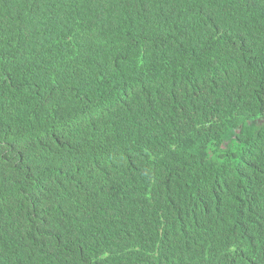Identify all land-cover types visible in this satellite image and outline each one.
I'll return each instance as SVG.
<instances>
[{
	"label": "trees",
	"instance_id": "obj_1",
	"mask_svg": "<svg viewBox=\"0 0 264 264\" xmlns=\"http://www.w3.org/2000/svg\"><path fill=\"white\" fill-rule=\"evenodd\" d=\"M0 264H264V0H0Z\"/></svg>",
	"mask_w": 264,
	"mask_h": 264
}]
</instances>
